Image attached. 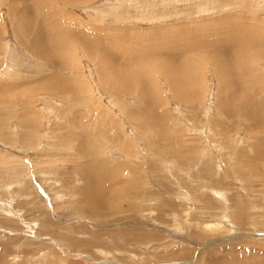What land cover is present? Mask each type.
Returning a JSON list of instances; mask_svg holds the SVG:
<instances>
[{
  "label": "rangeland",
  "instance_id": "rangeland-1",
  "mask_svg": "<svg viewBox=\"0 0 264 264\" xmlns=\"http://www.w3.org/2000/svg\"><path fill=\"white\" fill-rule=\"evenodd\" d=\"M261 27L264 0H0V264H264Z\"/></svg>",
  "mask_w": 264,
  "mask_h": 264
},
{
  "label": "bare ground",
  "instance_id": "bare-ground-1",
  "mask_svg": "<svg viewBox=\"0 0 264 264\" xmlns=\"http://www.w3.org/2000/svg\"><path fill=\"white\" fill-rule=\"evenodd\" d=\"M29 5V4H28ZM40 7H42V6H40ZM15 11V10H14ZM23 19V18H22ZM33 19V18H32ZM21 23H22V21H23V25L25 26V29H26V37H27V39H28V41H29V43L30 44H27L26 46L28 47V49H30L31 50V52H34V53H36V54H39L40 52H42L43 51V47H44V45L40 42V39H41V37L43 36V34L42 33H39V32H37V30L35 29V26H34V23H32V21H28L27 19H25V20H19ZM36 21V20H35ZM42 23H44V22H42ZM36 25V24H35ZM42 28V27H41ZM47 29H50L49 28V26H47L46 27ZM60 28V27H59ZM243 28V27H242ZM255 28V27H254ZM256 29V28H255ZM258 29H260V28H257V31L259 32V30ZM264 28H262L261 27V30H263ZM43 30V29H42ZM213 30V29H212ZM254 30V29H253ZM256 31V32H257ZM263 32H264V30H263ZM46 33V32H45ZM63 33H64V31H63ZM245 33H247V32H245ZM244 33V34H245ZM58 34V33H57ZM55 35V34H54ZM66 36H67V34H66ZM254 36V35H253ZM256 36V35H255ZM254 36V37H255ZM50 37V36H49ZM90 37V36H89ZM248 37H250V36H248ZM81 38V37H80ZM247 38V37H246ZM250 38H252V37H250ZM71 39V38H70ZM82 39V38H81ZM236 39V38H235ZM235 39H233V38H231V39H229V41H230V44L231 43H233V42H235L234 40ZM245 39V38H244ZM49 40V39H48ZM78 41V40H77ZM215 41V40H214ZM250 41H252L253 42V40H250ZM249 41V42H250ZM55 42V41H54ZM255 42V41H254ZM261 42V41H260ZM42 45H41V44ZM83 43H85V41L83 42ZM237 43V42H236ZM240 43V42H239ZM251 43V42H250ZM249 43V44H250ZM228 44V43H227ZM86 45V44H85ZM96 45V44H95ZM224 45H225V43H224ZM236 45V44H235ZM241 45H243V43L241 44ZM254 45V44H253ZM89 46H90V44H89ZM106 46H107V44H106ZM230 46V45H229ZM228 46V47H229ZM233 46V45H232ZM236 46H238V45H236ZM249 46V45H248ZM247 46V47H248ZM255 46V45H254ZM244 47V46H243ZM250 47V46H249ZM261 47V46H260ZM45 48V47H44ZM88 48V47H87ZM107 48H109V46L107 47ZM230 48V47H229ZM241 48V47H240ZM262 48V47H261ZM48 49H50V48H48ZM47 49V50H48ZM234 49V48H233ZM239 49V48H238ZM246 49V48H245ZM244 49V50H245ZM253 49V48H252ZM257 49H258V46H257ZM257 49H255L254 48V50H257ZM94 50V49H93ZM92 50V51H93ZM104 50V49H103ZM112 51L110 52V53H108L107 55H113L112 54V52H114L113 51V49H111ZM188 50H190L189 48H188ZM225 50H226V48H225ZM91 51V52H92ZM106 51V50H105ZM186 51H187V49H186ZM191 51V50H190ZM189 51V52H190ZM209 51H211V50H209ZM109 52V51H108ZM127 52H128V50H127ZM188 52V51H187ZM216 52H220V51H216ZM223 52V51H222ZM45 53V52H44ZM51 53V52H50ZM50 53H48V54H50ZM94 52H92V55H94L93 54ZM100 53V52H99ZM107 53V52H106ZM117 53V52H116ZM132 53V52H131ZM185 53V52H184ZM230 53V52H229ZM227 54V56L229 55L230 56V58H232L231 60H234V59H237L236 61L237 62H235V63H230L229 65H228V67H227V69L226 70H224V69H219V70H222L223 72H222V74L220 75V76H222V78L223 77H229V78H234V77H237V76H242V77H244L245 75H247V73H248V70L247 69H249V68H247V64L245 65V63L243 62V60H242V57H243V55H244V53H243V51H239V52H237V49H235V52H231L230 54ZM119 54V53H118ZM137 54V53H136ZM187 54V53H186ZM189 54V53H188ZM226 54V53H225ZM250 55H251V53H249ZM45 55V54H44ZM55 55V54H54ZM104 55V54H103ZM115 55V54H114ZM122 55V54H121ZM222 55V54H221ZM246 55V54H245ZM49 56V55H48ZM52 56V55H51ZM190 56V55H189ZM223 56V55H222ZM242 56V57H241ZM45 57V56H44ZM50 57V56H49ZM91 58H92V56H90ZM109 57H111V56H109ZM108 57V58H109ZM118 57H119V55H118ZM166 57V56H165ZM251 57V56H250ZM107 58V60H109ZM115 58H117V57H115ZM126 58V57H125ZM127 58H129V57H127ZM126 58V59H127ZM219 58V57H218ZM222 58H224V57H222ZM246 58V57H245ZM93 59V58H92ZM95 59V58H94ZM98 59V58H97ZM140 59V58H139ZM252 59V58H251ZM107 60H106V62H105V64L107 63ZM114 60H116V59H114ZM246 60V59H245ZM256 60V59H255ZM96 61V60H95ZM215 60H213V62H214ZM225 61H226V59H225ZM114 62V61H113ZM117 62V61H116ZM219 62V61H218ZM119 63V62H118ZM138 63V62H137ZM227 63V62H226ZM253 63V62H252ZM251 63V64H252ZM220 64V62L217 64V65H219ZM103 65V64H102ZM108 66H109V64H107ZM246 67H245V66ZM219 66H222V65H219ZM103 67V66H102ZM109 67H112L111 65L109 66ZM109 67H108V69H109ZM251 68V67H250ZM107 69V68H106ZM128 69V68H127ZM129 69H131V67L129 68ZM128 69V70H129ZM133 69H135L136 70V68H134L133 67ZM114 70V71H113ZM121 70H123L122 68L120 69L119 67H116V65H114L113 66V69H112V76L114 75V76H116L117 77V75H115V74H118L120 77H122V78H117V79H114V80H117V81H120V83L122 82L121 81V79L123 80V77H125V75H122L121 73H120V71ZM125 70V69H124ZM127 70V71H128ZM134 70V71H135ZM138 70V69H137ZM140 70V69H139ZM106 71V70H105ZM126 71V70H125ZM125 71H124V73H125ZM131 71V70H130ZM134 71H133V73H134ZM111 72V71H110ZM140 72V71H139ZM192 72V71H191ZM240 72H244V73H240ZM99 73H102L103 74V72L101 71V69H100V67H99ZM138 73V72H137ZM136 73V74H137ZM162 74L164 73V70H163V72H161ZM110 74V73H109ZM132 74V73H131ZM136 74H135V76H136ZM128 76H129V74H127ZM103 76H105L104 74H103ZM109 76V75H108ZM113 76V77H114ZM111 77V76H110ZM131 77H133V75H130V78ZM141 77V76H140ZM112 78V77H111ZM129 78V79H130ZM134 78V77H133ZM139 78V77H138ZM125 79H126V77H125ZM128 79V78H127ZM136 79V78H135ZM224 79V78H223ZM235 79V78H234ZM250 79H251V77H250ZM231 80H233V79H231ZM247 80H248V78H247ZM246 80V81H247ZM127 80H125V82H126ZM145 80H144V76H143V78L141 77V78H139V82L140 83H142V82H144ZM237 81V80H236ZM239 81H240V79H239ZM245 81V80H244ZM124 82V81H123ZM135 82V81H134ZM134 82H132V83H134ZM235 82V81H234ZM240 82H243V81H240ZM245 83V82H244ZM118 84V83H117ZM124 84V83H123ZM121 85V84H120ZM238 85V84H237ZM240 85H242V84H240ZM243 85H245V84H243ZM247 85V84H246ZM132 87V86H131ZM233 87V86H232ZM240 87V86H239ZM120 88H122V87H120ZM142 88V87H141ZM150 88V87H149ZM123 89H125V88H123ZM127 89H128V87H127ZM242 89V88H241ZM131 90V89H130ZM240 90V89H239ZM238 90V91H239ZM242 92V91H241ZM193 96V95H192ZM235 113V112H234ZM234 113H231V114H234ZM241 114V115H245L246 117H248L247 118V120L248 121H252V122H257V121H259L260 120V116L261 115H259V114H254V113H252V114H248V113H242V111L241 110H238V114ZM235 115V114H234ZM253 124V123H252ZM100 182V181H99ZM98 181H94V184H93V186H96V184L95 183H99ZM89 192L90 193H88L87 192V194L88 195H90L91 194V196H89V198H90V201L91 202H94V203H96L97 205H100L99 204V202H102V200L103 199H100V197H97V195H98V192H97V190H89ZM86 193V192H85ZM92 195H94V196H92Z\"/></svg>",
  "mask_w": 264,
  "mask_h": 264
}]
</instances>
